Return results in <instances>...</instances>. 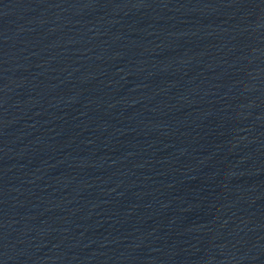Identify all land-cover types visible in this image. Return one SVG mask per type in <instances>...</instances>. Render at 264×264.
Masks as SVG:
<instances>
[{
  "label": "water",
  "instance_id": "1",
  "mask_svg": "<svg viewBox=\"0 0 264 264\" xmlns=\"http://www.w3.org/2000/svg\"><path fill=\"white\" fill-rule=\"evenodd\" d=\"M62 264H264V0H107Z\"/></svg>",
  "mask_w": 264,
  "mask_h": 264
}]
</instances>
